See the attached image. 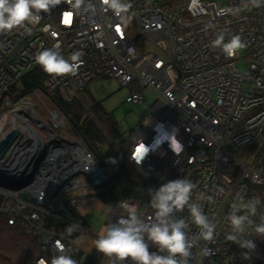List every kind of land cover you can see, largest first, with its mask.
I'll list each match as a JSON object with an SVG mask.
<instances>
[{
    "label": "built area",
    "instance_id": "built-area-1",
    "mask_svg": "<svg viewBox=\"0 0 264 264\" xmlns=\"http://www.w3.org/2000/svg\"><path fill=\"white\" fill-rule=\"evenodd\" d=\"M124 2L131 7L119 15L103 0H83L79 9L65 2L42 12L39 23L25 22L0 33V134L15 130L0 154V213L8 215L9 224H19L35 235L37 254L28 264L41 259L51 264L57 255L56 241L65 245L68 255L80 250V258H90L94 264H130L98 253L95 240L100 234L61 217V213L79 212V196L68 194L94 182L90 170L94 164L102 169L77 132L79 140H65L48 129L35 111L40 105L57 125H70L49 94L83 104L80 91L105 75L133 88L126 96L131 103H142L152 95L131 131L126 151L115 146L130 171L133 192L107 201L105 226L127 216L125 205L135 208L146 222L152 220L155 210L150 207L149 190L188 178L196 185L192 200L216 224L215 239H200L191 250L189 264H264V237L246 230L242 238L254 240L256 247L245 255L246 249L227 239L232 229L226 219L237 194L244 201L264 202V0L259 7L251 0ZM63 16L70 19L65 22ZM221 34L225 42L240 35L246 47L228 57L213 46ZM50 48L68 60L79 52L77 72L48 75L42 88L22 94L19 77L37 64L40 51ZM239 59L245 61L243 69L236 65ZM90 117L96 121L92 113ZM157 123L179 130L177 139L184 152L175 155L165 142L137 164L133 148L139 149V140L152 143ZM24 178L27 182L18 188L7 185ZM201 194L211 200H200ZM177 215L188 218L186 209ZM252 219L259 223L260 214ZM50 221L73 226L77 237L88 234L94 242L92 250ZM188 222V235L195 239L197 227ZM149 250L157 251L151 244Z\"/></svg>",
    "mask_w": 264,
    "mask_h": 264
},
{
    "label": "clouds",
    "instance_id": "clouds-1",
    "mask_svg": "<svg viewBox=\"0 0 264 264\" xmlns=\"http://www.w3.org/2000/svg\"><path fill=\"white\" fill-rule=\"evenodd\" d=\"M68 2L72 8L79 9L83 0H0V33L11 32L13 29L25 25V22L39 23L41 13H48L51 9ZM117 15L127 12L131 7L124 0H103ZM254 6H260V0H251ZM63 15V14H62ZM65 22L70 17L63 16ZM214 47H220L225 55L233 57L246 44L240 35H233L225 42L224 35H218L213 41ZM80 53L75 52L70 60L65 59L54 48L40 51L35 56L36 63L42 70L55 76L75 74L80 66ZM156 135L152 143L145 144L139 140V151L132 152V159L140 164L150 153L157 151L161 145L167 142L169 149L177 156L184 152V145L177 139L178 129L172 127L168 130L163 123L154 126ZM196 185L188 178L175 179L163 183L158 189L149 190L151 196L150 207L154 209V218L145 221L139 212L128 205L127 216L119 217L117 222L107 224L103 232L95 240V249L98 253L119 261H130V264H189L192 248L200 239L212 241L216 236V224L205 214L200 203L192 200L193 190ZM200 200H211L204 194ZM264 202L258 198L243 200L237 194L232 211L227 216V221L232 232L227 239L238 244L247 252L254 251L256 244L252 239L242 238L248 229H252L258 236L264 237ZM188 212V218L177 214L184 210ZM241 209L245 214H240ZM260 214V222L256 223L252 217ZM197 227L195 239L188 235L190 224ZM73 226L68 227L72 231ZM150 244L155 245L157 251H150ZM54 248L57 252L51 259V264H77L71 255L66 253L65 245L56 241ZM38 264H47L41 259Z\"/></svg>",
    "mask_w": 264,
    "mask_h": 264
},
{
    "label": "trees",
    "instance_id": "trees-1",
    "mask_svg": "<svg viewBox=\"0 0 264 264\" xmlns=\"http://www.w3.org/2000/svg\"><path fill=\"white\" fill-rule=\"evenodd\" d=\"M48 75L38 64L23 72L19 77L23 86L22 94L35 88H42ZM49 96L51 103L68 118L98 165L107 173L108 178L102 184L100 198L107 202L119 198L120 193L126 195L128 190L118 189L120 176L123 175L127 179L129 177L126 165L110 146L105 150L100 148L101 145L107 143L108 138L114 139L119 135L114 128L113 119L95 101H92L89 109L96 121L92 120L90 115H84L83 104L78 99L66 100L59 93H51ZM262 146H264V139ZM83 197L85 198V196ZM66 214H73L75 218L79 219L77 212L71 211ZM7 216L5 213H0V264H28L37 254V249L34 246L35 235L26 233L19 224H9ZM49 224L60 230H67L69 227L55 221H50ZM70 233L74 238L78 235L75 230ZM70 255L77 261V264H94L90 258L82 260L80 250H72Z\"/></svg>",
    "mask_w": 264,
    "mask_h": 264
},
{
    "label": "rangeland",
    "instance_id": "rangeland-1",
    "mask_svg": "<svg viewBox=\"0 0 264 264\" xmlns=\"http://www.w3.org/2000/svg\"><path fill=\"white\" fill-rule=\"evenodd\" d=\"M244 63L245 61L243 59L236 61V65L239 69H243ZM132 90L133 88L130 86L120 85L119 81L115 78L102 75L90 81L86 87L80 91L79 95L83 100L84 115H91L89 107H91L92 101L97 102L113 119L114 128L119 133L114 139L108 138V140H106L107 143L100 146L101 150H105L109 146L115 150L116 146L119 151L125 152L131 141V131L138 124L142 115L150 105V102L152 101L151 94L148 96V99L142 103H131L127 101L126 96ZM46 102L48 101L46 100ZM48 103L47 105L50 106V103ZM37 110L45 120L48 129H51L56 134L64 137L65 140H79L78 135L71 124L57 125L51 116L45 113L43 108H40V105L36 106L35 111L37 112ZM6 127H9L8 122L6 123ZM236 154L237 156L242 157V153L237 152ZM85 177L88 178V176ZM102 184L103 183L96 184L91 181L89 185L70 192L68 194L69 196H79V212H77L79 219L75 218L73 214L68 215L66 213H61V217L68 222L76 223L84 227L89 232L101 234L105 228V212L108 207L107 202L99 196V193L103 189ZM118 189L128 190L127 194L133 192L129 177L127 179L123 175L120 176ZM83 196H85V198ZM76 239L78 244L82 247L92 250L94 242L88 234L81 233Z\"/></svg>",
    "mask_w": 264,
    "mask_h": 264
},
{
    "label": "water",
    "instance_id": "water-1",
    "mask_svg": "<svg viewBox=\"0 0 264 264\" xmlns=\"http://www.w3.org/2000/svg\"><path fill=\"white\" fill-rule=\"evenodd\" d=\"M15 135V130L14 129H6L4 130L1 134H0V154L1 152L9 145L10 141L13 139ZM91 173H92V177L94 179V183L96 184H100V183H104L107 178L108 175L106 172H104L103 170L101 171L97 165H93L91 167ZM27 182V179H21L19 181H15V182H8L7 185L13 188H18L22 185H24ZM21 196L23 198H27L28 194L26 193H22ZM123 196V193H120L118 195L119 198H121ZM30 200L32 202H35V198H30Z\"/></svg>",
    "mask_w": 264,
    "mask_h": 264
},
{
    "label": "snow or ice",
    "instance_id": "snow-or-ice-1",
    "mask_svg": "<svg viewBox=\"0 0 264 264\" xmlns=\"http://www.w3.org/2000/svg\"><path fill=\"white\" fill-rule=\"evenodd\" d=\"M137 151H139V149Z\"/></svg>",
    "mask_w": 264,
    "mask_h": 264
}]
</instances>
